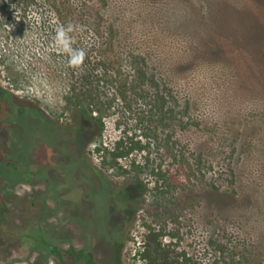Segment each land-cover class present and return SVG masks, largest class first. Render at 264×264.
<instances>
[{
	"label": "rangeland",
	"instance_id": "374dc122",
	"mask_svg": "<svg viewBox=\"0 0 264 264\" xmlns=\"http://www.w3.org/2000/svg\"><path fill=\"white\" fill-rule=\"evenodd\" d=\"M0 88V264H264V0H0Z\"/></svg>",
	"mask_w": 264,
	"mask_h": 264
},
{
	"label": "clouds",
	"instance_id": "9594fccd",
	"mask_svg": "<svg viewBox=\"0 0 264 264\" xmlns=\"http://www.w3.org/2000/svg\"><path fill=\"white\" fill-rule=\"evenodd\" d=\"M73 26L69 24L66 28L61 26L54 37L55 45L63 52L69 54V65L78 67L83 63L85 53L82 49H73L71 47V37L69 33L72 32Z\"/></svg>",
	"mask_w": 264,
	"mask_h": 264
},
{
	"label": "flooded vegetation",
	"instance_id": "af4514ba",
	"mask_svg": "<svg viewBox=\"0 0 264 264\" xmlns=\"http://www.w3.org/2000/svg\"><path fill=\"white\" fill-rule=\"evenodd\" d=\"M51 247V252H52V254H54L56 257H57V259L60 261V262H62V264H85L86 263V258L85 257H80V256H78V257H75V258H73L72 256H71V252H72V250L73 249H75V250H77L75 253H79V254H81L79 251L80 250H86V251H89V252H91L93 255H94V253H93V251L92 250H90V249H84V248H80V247H76L74 244H71V245H69L65 250H63V251H60L59 249H56L55 247H53V246H50ZM78 254V255H79ZM94 259H95V256H94ZM95 264H97V261H96V259H95Z\"/></svg>",
	"mask_w": 264,
	"mask_h": 264
},
{
	"label": "trees",
	"instance_id": "16d2710c",
	"mask_svg": "<svg viewBox=\"0 0 264 264\" xmlns=\"http://www.w3.org/2000/svg\"><path fill=\"white\" fill-rule=\"evenodd\" d=\"M73 19V18H72ZM1 89V88H0ZM133 149V148H132ZM131 151H128V152H126V153H113V155H115L116 157H118V156H124L125 154H129ZM156 244H158L159 245V243L157 242ZM160 246V245H159ZM77 250H75V249H73L72 250V252L70 253L71 254V256L73 257V258H75V257H78V256H80V257H85L86 258V263L85 264H95V259H94V255L91 253V252H89V251H86V250H80L79 252L81 253V254H77V253H75Z\"/></svg>",
	"mask_w": 264,
	"mask_h": 264
}]
</instances>
